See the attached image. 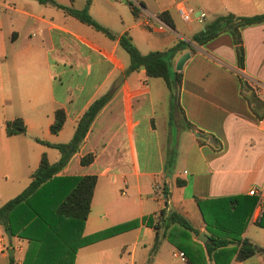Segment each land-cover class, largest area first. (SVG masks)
<instances>
[{"label": "crops", "instance_id": "crops-1", "mask_svg": "<svg viewBox=\"0 0 264 264\" xmlns=\"http://www.w3.org/2000/svg\"><path fill=\"white\" fill-rule=\"evenodd\" d=\"M57 1L78 8L86 3ZM177 1L203 9L204 19H182L175 7ZM123 3L129 6L126 0ZM142 3L137 15L129 6L132 17L122 16L120 26L113 20L110 0H91L89 11L116 35L127 30L142 53L167 48L179 38L189 40L218 14L264 11V0ZM163 10L172 19L168 26L147 28L142 23L144 12ZM240 31L242 66L237 64L228 31L202 44L192 42L193 51L185 48L173 56L171 70H181V83L172 102L162 77L151 78L140 66L125 72L129 54L117 37L111 38L51 3L0 0V205L29 183L43 153L51 162L58 159L59 150L36 137L50 142L69 140L84 109L109 91L111 97L94 117L79 149L57 173L97 176L82 235L112 225L109 214L125 215V220L139 215L136 226L120 233L134 230L126 236L134 237L133 246L146 242L138 260V264H145L156 232L146 224V218L150 215L155 219L162 202L165 205L167 201V209L183 212L199 232L189 230L185 235L187 231L176 225L165 231L160 228V244L150 264H188L178 254L181 249L174 244V232L183 233L185 245L204 247L207 239H199L198 234L208 231L195 198L244 194L256 196L257 202L242 234L264 248V20L244 24ZM184 51L190 54L177 68L176 61ZM240 77L248 85L244 91ZM58 107L65 110L66 118L61 129L53 133L49 125ZM178 112L192 123L191 127L180 126ZM17 116L22 117L25 131L7 134L6 121ZM88 152L93 153L92 160L81 163ZM177 178L185 182L179 185ZM70 182L52 180L43 189L51 196L60 194L70 188ZM252 187L257 193H249ZM254 212L260 214L250 220ZM113 235L116 233L94 241L104 242ZM8 247L0 233V264L13 262L7 258ZM21 247L18 241L12 255ZM78 250L73 264H77ZM93 254L85 252L80 262L98 264ZM219 254L220 264H264V251L243 259L233 254L228 263L226 256ZM132 256L130 264H135L134 253ZM207 263L216 264L214 256Z\"/></svg>", "mask_w": 264, "mask_h": 264}, {"label": "trees", "instance_id": "trees-1", "mask_svg": "<svg viewBox=\"0 0 264 264\" xmlns=\"http://www.w3.org/2000/svg\"><path fill=\"white\" fill-rule=\"evenodd\" d=\"M38 1L51 3L67 14L97 30H101L111 38L117 37L119 44L129 54V64L125 72L144 65L146 75L158 76L164 79L172 101L176 100L177 89L181 83V70H171L172 58L177 52L185 48L193 51L192 42L202 44L220 32L228 31L235 45L237 64L242 66L244 47L240 26L264 20V11L252 15H240L231 11L221 13L206 21L200 30L192 34L189 40L179 38L167 48L142 53L127 30L116 35L91 15L89 11L91 0H86L85 5L81 8L63 4L57 0ZM126 2L129 4L132 13L137 15L139 7L131 0H126ZM159 15L167 23H172L167 10L160 11ZM240 84L243 91L245 88L248 89V85L242 77H240ZM111 95L112 93L109 91L103 93L84 109L69 140L50 142L36 137L37 140L56 147L60 153L58 159L51 162L43 153L38 165L30 174L29 183L20 192L0 205V223L3 227H9L12 235H17L30 244L21 264H73L75 252L79 245L137 225L138 219H129L82 235L81 229L90 210L91 197L97 176L96 174L57 175L72 154L79 149L94 117ZM65 118V110L62 107L56 108L54 118L49 125L51 132H58ZM183 118L184 126L191 127L192 123L185 117ZM5 128L7 134H13L24 132L26 126L22 117L17 116L8 119ZM92 158L93 153L88 152L81 157L80 161L85 164L90 162ZM58 179L71 181L70 188L60 194L48 195L43 189L44 186L50 181ZM184 182V179H176V183L179 185ZM163 190L167 193L165 186ZM164 200H166V196ZM195 200L208 231L206 234L208 236L207 240L203 243L204 247L198 245L189 247L185 245L182 239L183 233L174 232L176 237L174 244L181 249L188 264H208L207 260L213 258V256L216 264H220L219 253L226 256V263H228L233 254L237 259H243L256 252L264 251L263 247L256 245L242 234L248 216L257 202L256 196L240 194L217 198L196 197ZM258 222L262 224L261 219ZM146 224L153 226L156 232L145 264H150L152 255L160 244V228L165 231L171 225H176L187 231L184 233L185 235L188 234L189 230L196 234L199 232L183 212L173 208L167 209V204L160 209L155 219L148 215ZM168 237H172L171 230Z\"/></svg>", "mask_w": 264, "mask_h": 264}, {"label": "rangeland", "instance_id": "rangeland-1", "mask_svg": "<svg viewBox=\"0 0 264 264\" xmlns=\"http://www.w3.org/2000/svg\"><path fill=\"white\" fill-rule=\"evenodd\" d=\"M99 3H108L109 0H98ZM147 1H154V0H147ZM123 2H125V0H110V11L113 14V20L115 22V24L117 26H120L123 23V18H130L131 19V12L129 10V6L127 4H124ZM176 7V4H175ZM195 12L193 17L195 16V14L198 13V10L200 8H194ZM178 13V12H177ZM92 15V14H91ZM203 20V19H202ZM201 21V20H200ZM28 22H31V18H28ZM116 30V29H114ZM149 77H158V76H149ZM161 79V77H160ZM163 81V80H162ZM174 102V101H172ZM175 103H173V109H175ZM170 118H172L171 116V112H170ZM178 122L180 124V126H184V120L182 117V114L180 112H178ZM71 137V135H70ZM69 137V138H70ZM68 138V137H66ZM68 138V139H69ZM67 140V139H66ZM54 151H57V149L55 148ZM163 199V196H162ZM162 205L164 206L163 202ZM111 216L112 219V223L110 224H116L119 222H124L127 221L125 220L126 216L125 215H117V214H109V217ZM139 215H136V217H134L135 219H138ZM133 219V218H132ZM5 228L2 226H0V233H2L4 235L5 241H6V246L9 247H13L14 245L16 246L18 241L20 243H22V247L20 249H17L14 253V255H12V257H9L7 250V258L11 259L13 262L9 263V264H15V261L17 259H20L21 262L22 260L25 258L26 255V251L27 248L29 247L30 244H28V241L26 240H18V238L16 237H11L9 239V237L6 235L5 233ZM131 231L134 230H128L125 232H118L119 234L116 233V235L111 236L109 239L104 240V242H96L95 241H87L84 242L83 244L79 245L77 247L78 253H77V264H84L83 262H80V260L82 258H84V253L87 251H93L94 252V259L98 260L99 263L98 264H130V261L132 260L133 256L132 253H134L135 255V264H138V260L140 258V252L142 251V249L144 248V243L146 244V242L144 241H139L137 242L134 246H133V242H134V237L133 238H126L127 235H129L131 233ZM125 242L124 245H121V243ZM152 245V244H151ZM150 245V247H151ZM77 251V250H76ZM92 264H96V263H92Z\"/></svg>", "mask_w": 264, "mask_h": 264}, {"label": "built area", "instance_id": "built-area-1", "mask_svg": "<svg viewBox=\"0 0 264 264\" xmlns=\"http://www.w3.org/2000/svg\"><path fill=\"white\" fill-rule=\"evenodd\" d=\"M131 1L136 6L139 7V10L143 6L142 0H131ZM176 10H177L178 14L180 15V17L184 20H190L191 18H193V15L195 12V9L193 7L186 5L182 1L176 2ZM205 15H206V12L200 8L198 10V13L195 14L194 17L198 20H202V19H204ZM141 21L147 28H152L154 26L157 28H164V27L168 26L167 22L162 17H160L158 12H152V11L144 12ZM249 193L250 194L257 193L256 188L252 187L251 189H249ZM258 204H259V202H258ZM259 214H260V212L252 213L250 220H255L256 218H258ZM178 254L180 256H182V258L184 257L183 253L181 251H179Z\"/></svg>", "mask_w": 264, "mask_h": 264}, {"label": "water", "instance_id": "water-1", "mask_svg": "<svg viewBox=\"0 0 264 264\" xmlns=\"http://www.w3.org/2000/svg\"><path fill=\"white\" fill-rule=\"evenodd\" d=\"M190 52L189 51H184L177 59L176 61V67L177 68H180L182 63L184 62V60L189 56ZM140 67L144 68V65H140ZM165 195V194H164ZM165 204L167 203V201L164 202ZM5 233L6 235L11 238L12 237V232H11V229L9 227H6L5 229ZM207 235L204 233V232H200L198 234V238L201 239V240H205L207 239ZM13 247H8L7 248V252L9 255H12L13 254Z\"/></svg>", "mask_w": 264, "mask_h": 264}]
</instances>
